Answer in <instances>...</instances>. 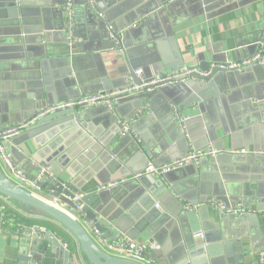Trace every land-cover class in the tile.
<instances>
[{
	"label": "crops",
	"instance_id": "crops-1",
	"mask_svg": "<svg viewBox=\"0 0 264 264\" xmlns=\"http://www.w3.org/2000/svg\"><path fill=\"white\" fill-rule=\"evenodd\" d=\"M86 1L71 0L69 16H66L63 9L64 18L69 24L67 31L85 35L83 39L76 37L82 48L78 52L74 50L71 55L75 72L71 73L70 78H77V90L88 88L95 90L94 93H109L123 88L120 87L124 83L123 77L133 67L134 72L141 70L143 77L151 80L175 73L169 69L173 64L182 66L178 70L194 68L199 72L198 63L210 61L211 66L214 64L211 63V58L226 59L220 65L239 63L251 59L257 52L256 46L263 41L264 0H161L160 3L157 0H143L126 17V24L130 19L132 23L130 26L128 24L127 35H121L127 44L124 59L121 52L116 50L118 44L108 51L103 50L102 45L111 40L104 38L105 28L97 25L91 28L92 33L88 32L93 22H97L98 17L103 15L104 6H109V2L113 0H94L93 3L88 1L89 6H92V17L85 13ZM50 2L51 0H0V131L25 124H16L15 120L20 115L31 113V109H23L21 104L27 103L25 97L30 95L26 90L27 84L34 82V77L42 74V64L46 66V76L50 83H55L59 79V70L67 60L62 54L64 44L47 43L43 39L40 41L43 33H46L42 31V26H46L49 33L51 29L59 27L53 14L41 18L40 10ZM96 5L103 9L98 10ZM133 23L137 24L136 27H132ZM23 38H26V42L21 43L24 50H17L16 47ZM70 42L72 44L71 40ZM262 67L238 74L232 72L233 76L229 79L230 90L226 94L229 100L224 103L218 101L215 104L213 98L197 103L198 96L194 98L192 92L199 91L200 81L193 79L196 82L193 89L179 86L171 90H152L150 95L140 89L137 91L139 93L115 100L114 113H109L104 108L73 112L74 115L84 117L86 120L83 123L91 124L89 130L96 135L89 150L98 145L96 139L111 133L113 136L116 133L114 131L118 130L117 125L122 127V123L129 121L143 105L149 106L148 112L138 116L132 123V135H120L121 129L117 131V137L112 140L113 155L109 161L103 159L98 162V152L93 157V164L99 163L95 168H83L80 164H74L77 159L67 163L66 169L73 165L69 182L80 188L76 192L90 194L97 193V188L112 182L125 184L129 190L131 188L133 199L129 205L137 209L136 213L143 211L145 215L148 211L162 209V215L169 219L158 231L164 232L159 234L160 241H154L161 245V250L152 255L157 264L175 262L184 256L188 251L185 250L188 243L199 245L197 241L201 237H194L198 232L203 234V244L200 246L207 247L204 243L213 242L209 248L217 253L209 251L204 256L205 259L194 264H257V254L264 250V155L258 154L264 152V66ZM99 81L102 89L96 88ZM125 82L135 84L129 78ZM198 93L203 95V92ZM82 96L89 95L81 94L73 99ZM57 97L60 98L59 95ZM175 98L180 100V116L190 120L189 135L192 136L196 150L209 148L219 152L214 158L197 165L184 166L164 176L149 177L151 183L161 181L168 190L175 193L172 204L166 206L165 210L160 204L153 203L152 196L146 197V191L137 187V179L134 180L133 176L143 172L148 162L168 164L193 149L192 143L186 144L179 133L173 130L171 118H174V108L171 100ZM13 104L17 105V110L9 117V107ZM203 129L206 131L204 136ZM29 130L21 131L4 145L8 146L7 153L13 164L26 176L34 178V164L29 157L31 152L37 150L33 141L36 132ZM225 130L230 132L225 133ZM114 189H123V186ZM116 193L123 196L126 190H118ZM41 194L47 198L43 192ZM0 201L9 206L2 199ZM209 201L226 208L241 206L253 213L239 216L238 219L228 218L229 215L219 212ZM177 203L180 204L179 208ZM188 204L200 206L195 213L182 214L181 220L173 216L175 208L181 214ZM203 204L208 208L204 211V220H201L198 211ZM4 205H1L2 211H5ZM9 208L15 212L16 219L20 222L28 220L61 229L51 221L28 217L10 206ZM28 227L33 226H24L22 229ZM22 232L17 234L0 219V264H17L18 257L23 253L31 260L29 264H60L49 252L39 255V249L36 252L31 250L30 233L24 230V237H21ZM31 235L36 234L31 230ZM114 235L117 236V233L114 232ZM152 240L153 236L146 233L135 239L144 244H153ZM196 257L197 255L194 259ZM74 263L83 264L78 254Z\"/></svg>",
	"mask_w": 264,
	"mask_h": 264
},
{
	"label": "water",
	"instance_id": "water-1",
	"mask_svg": "<svg viewBox=\"0 0 264 264\" xmlns=\"http://www.w3.org/2000/svg\"><path fill=\"white\" fill-rule=\"evenodd\" d=\"M88 1L89 0L84 3L87 6L85 13L88 15V17H92V6H89L90 3ZM142 1L143 0H113L111 3L109 2V6H104L105 8L103 10L104 13H102L103 15H101L100 18L98 17L97 20L95 19L97 22H93V26L88 29V32L92 33L93 29L91 28L101 25L100 28H105L104 38L106 40L111 39L109 37V33H112L113 39L110 40L111 42L108 41V44L104 43L102 45L104 51H108L110 48H112V46L115 47V43H117L118 48H116V50L121 52L125 59L124 49L127 47V44L126 39L121 38V35H127V29L131 25L130 23H132V20L130 19L128 26V24H126V17L130 12L135 11ZM157 1L159 3L161 2V0ZM65 5L66 0H51L50 3H47L40 10L42 19H44L47 14H53L56 16L59 22V27L53 30L51 29L50 33L47 32L48 28L46 26L45 28L42 26V31L46 33H43V37L40 39V41L43 39L47 43L60 42L64 44V51L62 54L66 56L67 60H65L63 68L59 70V79L55 83H50L49 78L46 76V66L43 63L42 74L40 76L37 75L34 77V82H29L27 84L26 90L28 93H30V95L25 97L27 103L24 102L21 104V108L31 109V113L20 115L19 118L15 120L16 124H20L23 122L27 123L35 119V121L26 128L27 130L30 128L29 132H36V134L33 136V141L35 142V148L37 150L31 152L29 160L34 164L33 175L35 176L45 175L42 173V170L49 168L50 173L44 176L40 186L43 193L47 195L48 200L30 193L29 191L10 181L2 172L1 168L0 199L28 217H33L35 219L48 222L51 221L50 223L53 222L62 229L56 228L60 234L52 233L51 231L38 226L20 229V232L17 234H20L22 231L24 232V230H26L27 233H30L31 237H29V239L31 242L29 243V246L34 252L39 249L37 252L39 255H44L45 252H49L60 262V264H75L74 259L76 254L80 256L83 264H138L128 260L114 258L104 253L88 236L87 232L78 221H76L64 210L55 206L52 201H49L56 200L57 202L64 204L66 207L72 208L73 203L66 196H69L71 193L76 192L80 188H78V186H76L73 182H69V179L72 177L71 170L73 172V165H71V169H66V164L77 159L74 164H80V166L83 168L88 166L95 168L97 165H99L98 162H101L103 159H107V161H109L113 155L112 140L117 137V131L122 128L120 125H117L118 130L114 131L116 133L113 136L111 133L101 139H96L98 145L88 150V147L93 145L92 142L96 135L89 130V128L92 127L91 124H88L87 122L83 123L86 120L84 117L74 115L72 111L46 113L47 108L51 107L56 102L77 98L81 94H96L94 93L95 90L91 91L88 90V88H80L77 90L76 88L79 87L77 78H70L71 73L75 72L73 67L74 60L71 59V55L73 54L74 50L75 52H78L82 48V44L78 42V39L85 38V35L80 36L79 34H75L73 32L71 35L67 34L66 28L68 26V20L65 19L63 15V7ZM96 7L98 10L103 9L102 6L99 8L98 5H96ZM72 15L70 16L71 19ZM106 23L109 24L105 26ZM109 26L111 27V30H109ZM69 37L75 40L72 42V44L68 41ZM22 41L26 42V38H23V40L20 39V46L17 45V50H24V47L21 46ZM262 47V58L264 63V41ZM257 48L258 46H256V49ZM225 61L226 59L216 60L215 58H211V63H214L211 66L210 61L199 62V72H194L191 76H189L186 83L179 84L172 88L186 86V88L193 89V86L196 84L195 80L193 79H196L200 81V89L199 91H194L192 93L194 98L198 96L196 101L197 103L207 101L210 98H213L215 104H218V101L224 103V101L229 100V97H227L226 94L230 90L229 79H231V76H233L232 72L236 74L240 73L221 68V65L224 64L220 65L219 63H225ZM124 62L127 61L124 60ZM217 63L218 65H216ZM179 67L182 66L173 64L169 69L176 72ZM260 68L263 67L259 64H256L245 69L243 72H248L249 70H259ZM134 69L135 67L128 69V74L123 77L124 83L120 87L124 88L130 86L129 82H125L127 78H129L130 81L134 82L136 85L141 83L140 80L134 76ZM96 88L102 89L101 81L98 82V87L96 86ZM172 88H159L155 89V91L162 89L171 90ZM153 91L144 93L146 95H150ZM174 91L178 92L177 90ZM198 92H203L204 98H202L203 95ZM58 95L60 98L57 97ZM171 104L174 108L173 110L177 115L180 116L181 111L178 108L180 100L175 98L171 100ZM16 110L17 105H11L9 107L8 116L11 117L13 113L16 112ZM171 119L173 130L175 129L179 133L180 137L185 140L186 144L191 145L192 143L191 147L193 150H196L192 136L189 135V118H187V120L183 123L188 137H184L181 134L178 121H176L174 118ZM202 131L204 136L206 131L205 129ZM232 131L233 129H231V132ZM224 132L229 133L230 131L225 130ZM203 141H205V137H203ZM4 147L7 148V144L4 145ZM141 151L146 153V151L142 148ZM216 151L219 152L218 150ZM96 153L100 155V158L98 159L97 163L93 164V157L96 155ZM24 158L26 159L25 156ZM154 166L159 165L154 164ZM135 184L141 190L146 191L147 198L152 196L154 199L153 203L160 204V206L165 210L166 206L172 204V197L175 195V193L171 190H168V188H166L161 181H155L154 183H151L149 178L141 177L136 181ZM122 186L124 191L126 190V194L123 196L117 195L116 193L118 190L123 189L112 188L91 194L90 196L84 198L82 200V212L84 213L86 219L95 223V228L109 240H115L122 236L130 240H135L139 238L140 235L146 233L150 236H153V240L151 241L152 243H155L154 241H160L158 240L160 238L159 234L164 232L158 231L162 229L164 223L165 225L168 223L166 220L169 218L165 215H162V209L148 211V214L145 215L143 214V211L136 213L137 209L129 205L133 199V195L130 194L131 188L129 190L125 184L119 185L117 187ZM179 205L180 204L177 203L178 208L180 207ZM207 208V205L203 204L200 208V211H198V216L201 220H204V211ZM172 214L179 220H181L182 214L187 215L186 211L179 214L176 208ZM188 214L190 213L188 212ZM99 218H101V220ZM228 218L238 219L239 217L229 216ZM31 230L34 232V234H36L35 236L31 235ZM164 231H166L165 228ZM23 232L21 237H24ZM114 232L117 233V236L114 235ZM68 238L72 243V250L68 246ZM202 239L203 234L201 240ZM201 240L197 241L199 245H192L188 243L185 249L188 250L186 251V254L177 259L175 262L168 261L167 264H194L196 261L205 259L204 256L208 255L209 251L212 252V254L217 253L212 248H209L212 247L213 242L204 243L207 245V247H205L204 245L200 246L203 244ZM196 248L197 250H194ZM162 253L163 251L159 254ZM30 255L32 256L31 253ZM196 255L197 257L194 259ZM157 260L159 259L157 258ZM30 262L31 260H29V257L26 255V253H23V255L19 256L17 259V264H29ZM262 264H264V256L262 258Z\"/></svg>",
	"mask_w": 264,
	"mask_h": 264
},
{
	"label": "built area",
	"instance_id": "built-area-1",
	"mask_svg": "<svg viewBox=\"0 0 264 264\" xmlns=\"http://www.w3.org/2000/svg\"><path fill=\"white\" fill-rule=\"evenodd\" d=\"M93 1L94 0H89L90 3H93ZM64 7L65 8L63 9L66 13V16H69L71 11V0H66V5ZM263 12H264V7H263ZM136 25H137L136 23H133L132 27H136ZM68 28H69V24H68ZM109 30H111L110 26H109ZM67 34L71 35V33L68 31ZM109 37L113 39L112 33H109ZM70 40L72 42L75 41L71 38ZM263 41L261 42V44H259L256 50L257 51L256 54L251 59L242 60L239 63L221 65V68L233 70L236 72H241L256 64L264 66L263 58H262ZM115 46H117V43H115ZM194 72H196L195 69L184 68L168 76H162L160 78L157 77V78H152L151 80H146L143 77L142 71L136 70L134 72V76L140 80L141 83L139 85H135L131 83L130 86L128 87L116 89L109 93L98 92L93 95L82 96L78 99H67L58 102L56 104H53L51 107H48L46 113H53L57 111H72V112L87 111L94 108H104L107 110V112L114 113L115 112L114 104L116 102L115 100L124 98L125 96H129L132 93H136L140 89H141L140 91L142 92L143 91L149 92L159 88H172L179 84H184L186 83L187 78L191 76ZM148 108H149L148 105H143L138 111L135 112L134 116L129 121L122 123L120 135H127V134L132 135V130H131L132 123L135 121V119L138 116L144 115L146 112H148ZM174 119H176V121H178L179 123L181 134L184 137H188V134H186L185 126L183 125L184 121H186L187 119L177 115L175 111H174ZM34 121L35 119L25 124L12 126L6 130L0 131V168L9 180L17 184L19 187L29 191L30 193L40 198L47 199L42 196L41 193L43 191L40 188V186L42 184V180L44 179V176L50 173L49 168H45L42 170V173L45 175H39V176H35L34 178H30L26 176L21 169L19 170L18 167L13 164L11 156L7 153V149L4 147L5 142H7L10 138L19 135L21 131L25 130ZM217 153L218 152L216 150L209 148L204 150L190 149V151L172 160L168 164L154 166L152 162H148L144 171L135 174L133 176V179L138 180L141 177L149 178L152 176H162L169 172L180 169L184 166L197 165L201 161H204L209 158H214ZM233 153H237V152H233ZM258 154L264 155V152H258ZM119 185L122 184L118 182H112L106 186L97 188L96 192L109 190ZM90 195H91L90 193L76 192V193H71L69 196H66L73 203L72 208H68L64 204L59 203L56 200H49V201H52L55 206L64 210L66 213L70 214L76 221H78L83 226L88 236L107 255L112 256L114 258L135 262L138 264H157L155 263L154 259H152V255L161 250L160 244H156V243L144 244V243L136 242L135 240H130L125 237H120L116 240H109L105 238L103 234L95 228V223L88 221L86 219L84 213L82 212V207H83L82 200ZM209 204L213 205L219 212H221L224 215L239 217L242 215L244 216L253 213L252 210L246 209L241 206H237L236 208H226L223 205L216 204L213 201H209ZM199 206L200 205L188 204L184 207V210L186 212H196ZM201 235L202 234L198 232L194 235V237H198V236L202 237ZM263 256H264V250L257 254L258 264H262Z\"/></svg>",
	"mask_w": 264,
	"mask_h": 264
},
{
	"label": "trees",
	"instance_id": "trees-1",
	"mask_svg": "<svg viewBox=\"0 0 264 264\" xmlns=\"http://www.w3.org/2000/svg\"><path fill=\"white\" fill-rule=\"evenodd\" d=\"M1 205H4V203L2 201H0V219H2L6 223L7 228L12 227V231H14L16 233H19L20 229L24 226H33V227L38 226L40 228H44L48 231H51L52 233L60 234V232L55 227H53L52 225H49V224L38 223V222L35 223V222L28 221V220H24L23 222H20L19 220L16 219L17 218L16 214L12 209H10L9 207L4 205L3 207L5 208V211H2ZM11 219H13V220H11ZM18 225L20 227H18ZM67 242H68L69 248L72 250L71 241L67 240Z\"/></svg>",
	"mask_w": 264,
	"mask_h": 264
},
{
	"label": "rangeland",
	"instance_id": "rangeland-1",
	"mask_svg": "<svg viewBox=\"0 0 264 264\" xmlns=\"http://www.w3.org/2000/svg\"><path fill=\"white\" fill-rule=\"evenodd\" d=\"M5 204L8 205L7 203H5ZM9 206H10L11 208H13L11 205H9ZM9 206H8V207H9ZM13 209L16 210V211H18L16 208H13Z\"/></svg>",
	"mask_w": 264,
	"mask_h": 264
}]
</instances>
